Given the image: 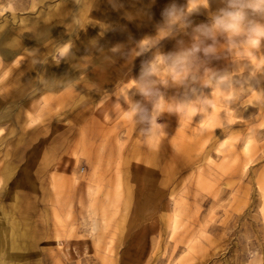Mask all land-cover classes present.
Returning <instances> with one entry per match:
<instances>
[{
  "label": "rangeland",
  "instance_id": "374dc122",
  "mask_svg": "<svg viewBox=\"0 0 264 264\" xmlns=\"http://www.w3.org/2000/svg\"><path fill=\"white\" fill-rule=\"evenodd\" d=\"M11 54L0 264H264V0H0Z\"/></svg>",
  "mask_w": 264,
  "mask_h": 264
},
{
  "label": "crops",
  "instance_id": "0c3cea01",
  "mask_svg": "<svg viewBox=\"0 0 264 264\" xmlns=\"http://www.w3.org/2000/svg\"><path fill=\"white\" fill-rule=\"evenodd\" d=\"M5 51V50H4ZM5 52H8V49H6V51ZM4 56V55H3ZM5 57V56H4ZM3 57V58H4ZM8 58H10V61L8 62ZM7 58V65H2L3 67H1L0 68V73H2V72H5V71H7V70H9V69H11V68H14L15 66H12L13 65V62L16 60L15 58V56L14 55H10L9 57Z\"/></svg>",
  "mask_w": 264,
  "mask_h": 264
},
{
  "label": "bare ground",
  "instance_id": "6f19581e",
  "mask_svg": "<svg viewBox=\"0 0 264 264\" xmlns=\"http://www.w3.org/2000/svg\"><path fill=\"white\" fill-rule=\"evenodd\" d=\"M134 7V6H133ZM137 7V6H136ZM139 7V6H138ZM145 9H141V10H139L138 11V14H144V13H146L145 11H144ZM147 11V10H146ZM150 13V12H149ZM149 13H147V14H149ZM107 16V15H106ZM49 71V69H44V70H41L40 71V75H42V74H45V73H47ZM7 235V234H6ZM7 243V242H6ZM3 245V244H2ZM4 246V245H3ZM2 249V248H1ZM12 261V260H11Z\"/></svg>",
  "mask_w": 264,
  "mask_h": 264
}]
</instances>
